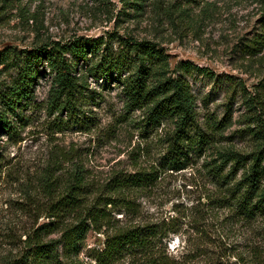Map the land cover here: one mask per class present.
Instances as JSON below:
<instances>
[{"label": "rangeland", "instance_id": "374dc122", "mask_svg": "<svg viewBox=\"0 0 264 264\" xmlns=\"http://www.w3.org/2000/svg\"><path fill=\"white\" fill-rule=\"evenodd\" d=\"M263 11L264 0H0V51L78 37L110 39L114 50L123 39L149 40L166 55L169 74L190 81L200 129L211 134L214 121L230 120L212 134L211 146L190 154L185 168H167L172 119L152 124L145 109L128 108L118 79L92 75L78 118H68L49 108L53 74L44 62L27 120L17 135L0 134V264L20 257L28 235L56 219L49 206L76 175L91 204L116 196L113 178L136 171H157L158 178L126 189L129 202L108 205L109 222L89 229L78 252L60 245L57 264H106L99 254L106 235L138 225L155 231L150 253L124 251L109 264H264V215L236 212L228 184L209 170L220 163V151L264 149V48L251 55L245 46L260 31ZM5 65L0 81L14 73ZM82 67L81 61L77 75Z\"/></svg>", "mask_w": 264, "mask_h": 264}, {"label": "trees", "instance_id": "16d2710c", "mask_svg": "<svg viewBox=\"0 0 264 264\" xmlns=\"http://www.w3.org/2000/svg\"><path fill=\"white\" fill-rule=\"evenodd\" d=\"M260 24V31L245 45L248 54L256 55L264 48V11ZM110 41L103 37H78L65 43L56 42L51 47L41 45L34 49L6 48L0 51V63L14 70L9 81H0V134L13 136L19 133L23 121L27 120L25 110L33 104L35 84L43 76L41 67L47 62L53 74L49 108L65 112L68 118H78L79 104L86 96L88 75L118 79L128 108L145 109L147 119L154 125H160L165 119L173 120L175 129L162 164L175 170L185 168L190 154L200 153L212 145V134L227 126L228 115L223 120L214 121L210 126L213 132L206 133L198 124L199 113L190 81L183 73L169 74L170 63L155 43L123 39L119 48L114 50ZM81 61L84 73L77 75L76 69ZM183 63L191 66L190 61ZM2 72L0 69V75ZM219 161L211 164L209 170L218 182L228 184L226 198L229 205L244 217L263 216L264 149L261 147L248 154L233 149L220 151ZM229 163L230 169L225 170ZM241 169L237 179V171ZM82 178L76 175L67 189L51 203L49 216L56 219L29 234L23 253L11 264H57L60 245L78 252L89 229L100 230L109 222L108 205L129 202L126 189L149 187L157 180L158 174L157 171H136L113 178L110 191L117 195L99 196L91 204L83 200L86 191ZM71 215L77 217L75 221L61 220ZM53 230H59L60 237L44 241L45 234ZM154 237L155 231L150 225L116 229L106 235L105 248L99 254L105 257L106 264L128 250L148 254Z\"/></svg>", "mask_w": 264, "mask_h": 264}]
</instances>
